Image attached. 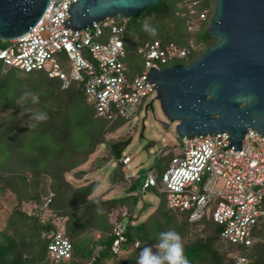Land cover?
<instances>
[{"label": "trees", "instance_id": "1", "mask_svg": "<svg viewBox=\"0 0 264 264\" xmlns=\"http://www.w3.org/2000/svg\"><path fill=\"white\" fill-rule=\"evenodd\" d=\"M211 1L214 4V0H196L194 4L191 0H164L172 20L177 22L168 36L150 11L147 18L157 30L151 40L144 39L140 32L146 18L133 23L127 19L121 36L127 80L133 72L127 60L138 58L144 66L139 50L145 44L159 41L182 47L193 42L195 51L184 59L186 62L175 61L169 66L185 65L214 45L217 40L206 31ZM122 20L114 18L116 22ZM131 27H139L137 36L128 34ZM102 29L105 38L110 36L106 27ZM136 37V43L131 44ZM7 44L0 41V49ZM25 92L37 94L38 102L22 100ZM36 112L46 113L48 119L34 121ZM125 121L117 118L110 123L96 116L80 82L61 89L57 78L41 71L25 73L9 68L0 60V200L12 197L15 201L0 222V264H136L140 248L155 245L158 234L169 228L180 233L191 264H234L237 255L246 257L247 264H264V226L254 227L252 234L257 241L244 249L222 240L221 227L208 216L190 223L184 213L167 206L165 194L154 187L142 190V177L126 179L120 162L125 156L117 148L122 143H109L108 139ZM104 143L106 152L90 161L89 170L82 169L97 146ZM113 156L118 168L111 176V185L126 183L125 193L113 198L93 197L99 183L86 179V174L100 169ZM138 188L154 190L161 196L147 214L146 203H140L134 193ZM198 227L204 231L201 235L196 233ZM57 232L71 243L69 261H55L48 255L50 236ZM115 241L120 254L111 251Z\"/></svg>", "mask_w": 264, "mask_h": 264}, {"label": "built area", "instance_id": "2", "mask_svg": "<svg viewBox=\"0 0 264 264\" xmlns=\"http://www.w3.org/2000/svg\"><path fill=\"white\" fill-rule=\"evenodd\" d=\"M77 1L48 0L39 21L26 34L0 49V60L9 68L25 73L41 71L57 78L61 89L80 82L96 116L110 123L117 118L133 120L141 99L157 95L155 84L145 83L149 70H160L186 59L195 51L194 44L191 41L182 47L174 43L162 45L159 41L145 44L139 50L145 59L143 70L128 81L121 40L126 19L122 22L107 19L78 31L64 29L62 23L69 18L67 9ZM102 27L109 30L110 36H103ZM61 53L69 62L68 73L55 57ZM228 139L227 133L181 138L178 154L159 177L155 169L132 176L128 172L130 158L125 156L120 162L128 181L131 177H142V190L154 187L165 194L167 206L184 213L188 222L208 216L221 227L222 240L247 249L257 241L252 234L254 227L264 226V137L247 130L239 152L229 148ZM50 237L49 257L55 261L71 260L69 240L61 232ZM111 251L120 254L118 241L112 244ZM235 258L234 264L248 262L244 256Z\"/></svg>", "mask_w": 264, "mask_h": 264}, {"label": "water", "instance_id": "3", "mask_svg": "<svg viewBox=\"0 0 264 264\" xmlns=\"http://www.w3.org/2000/svg\"><path fill=\"white\" fill-rule=\"evenodd\" d=\"M163 1L78 0L70 4L62 25L78 31L116 17L133 23L153 11L169 36L177 20ZM47 4L0 0V41L26 34ZM206 31L217 40L214 45L185 65L151 68L145 83L155 84V100L179 138L227 133L229 148L239 152L247 130L264 137V0H214Z\"/></svg>", "mask_w": 264, "mask_h": 264}, {"label": "rangeland", "instance_id": "4", "mask_svg": "<svg viewBox=\"0 0 264 264\" xmlns=\"http://www.w3.org/2000/svg\"><path fill=\"white\" fill-rule=\"evenodd\" d=\"M213 9L214 4L211 1L209 18L212 16ZM143 22L140 25V32L144 39L151 40L154 36L149 35L142 29ZM150 24L152 25V23ZM138 28H129L128 34L132 36L135 34L137 36ZM137 40L136 37L131 41V44L136 43ZM55 57L58 59L63 71L68 73L69 62L65 54H57ZM184 62H186V60H182L178 63L183 64ZM127 63L132 67L133 71L129 78L130 81L135 77V74H139L138 72L142 69L143 62L138 58H131L127 60ZM129 72H131V70L128 68V75ZM154 96L149 95L141 99L134 113L133 120L125 121L120 128L108 135L109 143H113V140L121 142V145L128 143L122 150V156H128L130 158L128 172L132 173V176H135V174L143 175L149 169H156V176H160L161 172H163L162 170L168 165L171 158L177 154L176 150L179 147L181 138H179L175 132V124H169L166 121L160 110L159 103L155 100ZM106 150L105 143L97 146L95 153L91 156L89 162L82 166V169L89 170L90 161L104 154ZM117 168L118 163L113 156L100 169L87 172L86 179L99 183L98 188L93 193V197L100 195L103 198H113L124 195L125 192L123 188L126 183L117 186L111 185V176ZM118 174L115 176V179H118ZM76 185H79L78 182H76ZM134 193L139 195L140 203H146L148 209L146 214L154 209L161 199V196L156 194L154 190L141 191L140 188H138ZM5 199L2 198L0 200V222L4 219L6 212L15 204L12 197ZM143 218L144 216H142L141 220ZM203 232V229L200 227L196 229V233L199 235Z\"/></svg>", "mask_w": 264, "mask_h": 264}, {"label": "clouds", "instance_id": "5", "mask_svg": "<svg viewBox=\"0 0 264 264\" xmlns=\"http://www.w3.org/2000/svg\"><path fill=\"white\" fill-rule=\"evenodd\" d=\"M149 20L150 18L144 20L142 29L149 35L155 36L157 30L149 23ZM29 98H31V102L34 104L38 102L37 94L32 92H25L21 97L25 101ZM32 119L40 122L47 120L48 116L44 112H36L33 114ZM136 264H191V262L185 255L184 243L180 233L174 228H169L158 234L155 245H146L140 248L136 258Z\"/></svg>", "mask_w": 264, "mask_h": 264}, {"label": "crops", "instance_id": "6", "mask_svg": "<svg viewBox=\"0 0 264 264\" xmlns=\"http://www.w3.org/2000/svg\"><path fill=\"white\" fill-rule=\"evenodd\" d=\"M118 150H120V151H121L122 149L119 147V148H118Z\"/></svg>", "mask_w": 264, "mask_h": 264}]
</instances>
